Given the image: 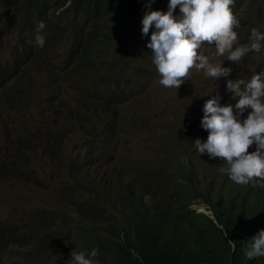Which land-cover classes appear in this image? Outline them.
<instances>
[{
	"label": "trees",
	"instance_id": "trees-1",
	"mask_svg": "<svg viewBox=\"0 0 264 264\" xmlns=\"http://www.w3.org/2000/svg\"><path fill=\"white\" fill-rule=\"evenodd\" d=\"M244 2L234 0V14L241 12ZM168 5L169 0H0V9L14 8L13 16L0 30V37L10 35L24 23L43 21L50 29V41H54L62 37L72 15L79 21L91 16L90 23L100 18L91 36L83 38V30L74 33L72 54L83 52L81 67L87 68L102 57L107 58L116 45L118 32L127 38L126 49L138 48L153 55L147 45L155 26L144 35L142 21L151 11L166 12ZM258 12L261 14L264 8ZM53 13L57 20L52 18ZM173 14L177 18L182 15L179 5ZM4 16L0 15V22ZM261 21L264 16L248 23L246 35L250 42L252 28H258ZM106 45L110 47L103 56ZM31 64L29 56L14 52L12 61L0 68V90L20 82ZM104 78L108 84H114L119 74L111 71ZM249 112L250 108L245 109L238 119L243 121ZM183 119L187 125H173L169 136L162 139V144L169 140L166 160L162 167L146 172V181L139 174L130 179L129 175L116 178L114 172L105 176L92 171L73 175L72 163L71 182L76 193L87 195L89 202L77 205L76 216L65 211H44L22 223L23 228L18 223L0 225V255L10 249H25L30 255L55 259L56 264H73L72 251L90 253L97 249L98 264H264V257H247L256 235L264 229V182L237 184L220 171L228 167L226 162L202 158L198 149L188 144L189 122ZM79 124L93 125L88 120ZM91 129L87 145L94 160L111 162V148L103 136L106 130L98 125ZM72 131L73 128L60 137L61 141ZM57 152L60 155L65 148L59 146ZM215 167L223 175V182L217 181ZM13 173L16 179L28 178L33 186L43 187L37 178L20 176L22 172L17 168ZM11 175L9 166L0 167V179ZM145 196H150L148 203ZM195 204L208 207L214 219L198 212ZM106 209L113 214L111 222H106ZM99 214L101 219L94 222Z\"/></svg>",
	"mask_w": 264,
	"mask_h": 264
},
{
	"label": "rangeland",
	"instance_id": "rangeland-1",
	"mask_svg": "<svg viewBox=\"0 0 264 264\" xmlns=\"http://www.w3.org/2000/svg\"><path fill=\"white\" fill-rule=\"evenodd\" d=\"M263 1L245 0L241 12L235 14L241 23L235 29L236 46L251 44L246 35L248 23L264 16V12L259 14L257 10L263 6ZM9 9L12 11L7 14ZM2 14L5 16L0 30L13 16L14 8L0 9ZM52 18L57 20V14L53 13ZM100 21V18L95 19L93 24L97 26ZM44 23L42 48L35 45L37 24L24 23L10 35L0 37V66L12 61L14 52L25 57L30 55L32 63L20 82L0 90V167L9 166L12 173L0 179V225L18 223V227L23 228L22 223L44 211H65L76 216L77 205L89 202V198L75 191L70 176L72 163L75 164L73 175H80L82 171L100 176L114 172L116 178L129 175L130 179L139 174L138 177L146 181V172L157 170L166 160L169 140L162 144V139L169 136L173 125H187L183 118L190 124L187 129L190 146L196 148V139L202 143L207 141L206 135L197 133L204 130L190 120L189 114L203 115L199 107L210 99L209 95L226 93L218 79L213 80L203 71L194 69L190 79L178 89L164 87L148 56L118 44L111 47L103 65L79 70L77 65L81 58L71 52L73 38L65 35L50 41V29L47 22ZM89 29L83 30V38L92 35ZM257 29L264 33V21L259 22ZM201 51L212 63H224L223 58L217 57L214 45L205 43ZM249 59L253 73L264 70V43L260 52L250 51L238 64H232L235 67L233 78L247 72ZM111 71L119 74L118 81L112 85L104 78ZM202 81L209 83L206 88ZM203 88L204 92L198 94ZM219 103L230 104L223 99ZM81 120L106 130L104 140L111 148V162L94 160L87 145L93 125L83 126L79 124ZM71 128L74 131L61 141L60 137ZM59 146L65 148L60 155ZM198 154L211 159L207 151ZM14 168L20 170L24 178L28 175L37 178L43 187L33 186L28 178L16 179ZM214 171L218 174L217 167ZM217 181L223 182V175L218 174ZM193 207L199 212L206 210L202 205ZM106 213V222H111L112 212L106 209ZM209 216L213 217L210 211ZM96 219H101L100 214L93 221ZM27 251L10 249L0 255V264H56L55 259L30 255Z\"/></svg>",
	"mask_w": 264,
	"mask_h": 264
},
{
	"label": "clouds",
	"instance_id": "clouds-1",
	"mask_svg": "<svg viewBox=\"0 0 264 264\" xmlns=\"http://www.w3.org/2000/svg\"><path fill=\"white\" fill-rule=\"evenodd\" d=\"M233 4L234 0H169L166 12L151 11L142 21L144 35L148 34L153 24L155 26L147 45L153 55L143 53L138 48L131 50L139 51L150 58L161 77L160 84L167 88L178 89L190 79L193 69L197 72L203 71L213 80L218 79L226 93L222 96L209 95L210 99L199 107L203 109V115L189 114L190 120L204 130L197 133L202 136L205 135L204 132L208 134L206 142L202 143L196 139L195 146L199 153L207 151L211 158H219L226 162L228 167L221 168L220 171L228 174L235 183L264 182V70L258 69L253 73V68L249 64L247 72L233 78L235 67L232 65L238 64L250 54V51L260 52L264 33L252 28L251 44L236 46L238 34L235 29H238L241 23L232 11ZM178 5L182 13L179 18L173 14ZM263 8L264 1L263 6L257 10ZM90 17L79 21L72 15L65 24L61 38L65 35L71 36L74 43V33L88 27L89 32L95 33L97 27L90 23ZM44 28L43 21L37 24L35 35L37 47L42 48L45 44V36L41 34ZM115 37L117 41L114 44L126 49L127 38L124 39V33L118 32ZM205 43L214 45L217 57L224 60L223 64L212 63L209 56L201 51V46ZM104 47L103 56L110 45ZM77 55L81 58L77 68L86 69L81 67L82 52H78ZM102 58L96 64L103 65L107 58L105 60ZM226 62L230 65H225ZM96 64H91L87 68ZM202 82L205 88L209 84L206 81ZM205 88L198 94L204 92ZM220 99L230 104L221 105ZM247 108L251 109L247 117L243 121L242 118L238 119ZM253 145L256 146L255 150L249 151ZM261 187H264V183H261ZM149 201L150 196H145V203ZM206 210L200 213L209 216L208 207ZM211 218L214 219V216ZM97 255V249H92L90 253L72 251L71 259L73 264H98L95 259ZM247 257L249 259L264 257V229L256 235L250 250L247 251Z\"/></svg>",
	"mask_w": 264,
	"mask_h": 264
},
{
	"label": "bare ground",
	"instance_id": "bare-ground-1",
	"mask_svg": "<svg viewBox=\"0 0 264 264\" xmlns=\"http://www.w3.org/2000/svg\"><path fill=\"white\" fill-rule=\"evenodd\" d=\"M69 37V36H68ZM70 38V37H69ZM46 49V48H45ZM73 49V48H72ZM72 52V51H71ZM33 54V53H32ZM75 55V54H74ZM22 56V55H21ZM30 56V55H29ZM28 57V56H27ZM31 58V57H30ZM20 59V58H19ZM45 59V58H44ZM77 59V58H76ZM15 61H16V59H15ZM17 61H19V60H17ZM46 61V60H45ZM78 61V60H77ZM12 63V62H11ZM18 63V62H17ZM28 63V62H27ZM28 65V64H27ZM2 66H0V68H1ZM25 68V67H24ZM114 69V68H113ZM133 78V77H132ZM78 79V78H77ZM130 82V81H129ZM12 83V82H11ZM6 87V86H5ZM16 91V90H15ZM15 95V94H14ZM130 100V99H129ZM122 103V102H121ZM84 180V179H83ZM58 196V195H57ZM84 204V203H83ZM72 212V211H71ZM78 217V216H77ZM14 241V240H13Z\"/></svg>",
	"mask_w": 264,
	"mask_h": 264
},
{
	"label": "water",
	"instance_id": "water-1",
	"mask_svg": "<svg viewBox=\"0 0 264 264\" xmlns=\"http://www.w3.org/2000/svg\"><path fill=\"white\" fill-rule=\"evenodd\" d=\"M11 11H12V10H8V14H10V13H11Z\"/></svg>",
	"mask_w": 264,
	"mask_h": 264
}]
</instances>
